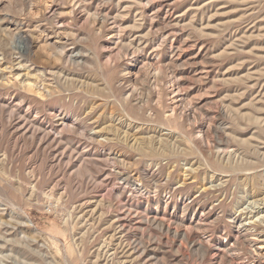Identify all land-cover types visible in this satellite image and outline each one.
<instances>
[{
  "label": "rangeland",
  "instance_id": "374dc122",
  "mask_svg": "<svg viewBox=\"0 0 264 264\" xmlns=\"http://www.w3.org/2000/svg\"><path fill=\"white\" fill-rule=\"evenodd\" d=\"M32 1L0 0L47 71L0 86V264H251L220 243L264 228V0Z\"/></svg>",
  "mask_w": 264,
  "mask_h": 264
},
{
  "label": "bare ground",
  "instance_id": "6f19581e",
  "mask_svg": "<svg viewBox=\"0 0 264 264\" xmlns=\"http://www.w3.org/2000/svg\"><path fill=\"white\" fill-rule=\"evenodd\" d=\"M40 1V0H39ZM43 1V0H42ZM41 1V2H42ZM13 2V1H12ZM15 2V0H14ZM50 1H43V4L45 5H50L49 4ZM15 4V3H14ZM31 10H36L37 6L36 5H40V3L36 4V1H32L29 3ZM10 7H12L13 4H9ZM41 6L42 3H41ZM36 7V8H35ZM49 7V6H48ZM19 8V7H18ZM25 8V7H24ZM39 8V7H38ZM37 8V10H38ZM9 9V7L7 8ZM28 9V8H27ZM29 10V9H28ZM94 15V14H93ZM56 29V28H55ZM66 29V28H65ZM65 29L62 28H58L56 29V32L58 35L62 36L65 35L67 32ZM4 32L9 36V40H8V44L5 45L7 46L6 50L4 49L3 53L0 52V86H6L8 84H10V82H8V75H12L15 77V72L16 75H18L19 73H21L22 71L25 72L22 74H19V76H23L24 79H22L23 81H20V88L23 89V91L25 90L26 93H30V94H42L44 95V93L41 92V90L44 89H39V86L36 85V79L38 78V76L40 75H45L47 71L43 70L42 72L40 70L39 74H37L35 77H33V75H31V72L35 71L36 68H34V66L32 67V65H29V62H27L25 60V56H24V52H22V49L20 48V46H18L20 43L15 41V38H17L19 41L26 43L25 46H27L28 44H30V42L33 41L32 37L30 36V34L27 33H23L21 31L17 32V34H15L13 31L9 30H4ZM66 32V33H65ZM56 35V34H55ZM69 35V34H67ZM2 37V36H1ZM5 38V37H4ZM60 38V37H59ZM5 46V47H6ZM28 48V46H27ZM59 56L61 58L65 57V46L64 45H59ZM28 50V49H27ZM54 52V51H53ZM57 54V52H56ZM80 54V53H79ZM72 56V55H71ZM74 56V55H73ZM79 56V55H78ZM70 57V56H69ZM58 59V58H56ZM59 60V59H58ZM34 73V72H33ZM42 73V74H41ZM52 75V74H51ZM8 76V77H7ZM18 76V77H19ZM45 77V76H44ZM39 80V79H38ZM47 80V79H46ZM13 81V80H10ZM43 82V81H42ZM11 85V84H10ZM9 85V86H10ZM12 87V86H11ZM19 88V87H18ZM48 89V88H47ZM24 91V92H25ZM44 92V91H43ZM46 92V91H45ZM27 93V94H28ZM48 94V91L46 92ZM45 93V94H46ZM50 93V91H49ZM29 94V95H30ZM64 95V94H63ZM17 107V106H16ZM12 109V108H11ZM11 114V113H10ZM26 120V119H25ZM27 122V121H26ZM256 122V121H255ZM38 125V124H37ZM64 127V126H63ZM47 132V131H46ZM52 132V131H51ZM142 144V143H140ZM147 144V143H146ZM166 144V143H165ZM144 146V145H143ZM148 146V144H147ZM150 147V146H149ZM148 147V151L152 154H155V151L153 149L150 148L149 150ZM217 148H220L219 146ZM244 150V149H243ZM252 152V151H251ZM264 153V152H263ZM149 154V153H148ZM158 155V153H156ZM160 154V153H159ZM250 154V153H249ZM246 159V158H244ZM249 161V160H248ZM255 162V161H254ZM80 169V168H79ZM249 171V170H248ZM251 171V170H250ZM246 172V171H245ZM247 173V172H246ZM239 174V173H238ZM233 175V174H232ZM235 175V174H234ZM240 175V174H239ZM254 178V177H253ZM257 180V179H256ZM264 181V180H263ZM255 182V181H254ZM194 183V182H193ZM253 184V183H252ZM264 184V183H263ZM257 185V184H256ZM178 188V187H177ZM256 188V187H255ZM254 188V189H255ZM205 190V189H204ZM135 192V191H134ZM143 195V194H142ZM186 197V196H185ZM192 198V197H191ZM164 200V199H163ZM158 201V200H157ZM262 202V201H261ZM160 203V202H159ZM264 203V201H263ZM187 204L185 206L188 207ZM187 207L185 209H187ZM183 208V207H182ZM184 211V210H183ZM189 212V210H187ZM186 213V212H185ZM195 214V213H194ZM196 215V214H195ZM203 215V214H202ZM194 217V216H193ZM234 219V218H233ZM236 219V218H235ZM237 220V219H236ZM25 223H29V218L25 219ZM233 222V220H231ZM246 221V220H245ZM243 220L240 221H234L235 227L237 228V232L239 234V237L241 238L240 241L242 240L244 243L243 244H247V248L245 250L240 249V246H242L238 241V237L236 238V240L233 242H231V238L226 240L225 242L220 243V249L225 253V257L228 258V260L231 259H240L243 255L244 256H249V261L251 264H264V228L261 227L260 225H258V223H250L248 224L247 222H245ZM183 222V221H182ZM231 222V223H232ZM256 222V221H255ZM262 222V221H261ZM148 223V222H147ZM181 225V224H180ZM183 225V224H182ZM160 227L164 228L163 224L159 225ZM234 227V226H233ZM199 228V227H198ZM194 230V229H193ZM234 230V229H233ZM172 232V231H171ZM180 235V233H175V236L178 237ZM200 236V235H199ZM235 237V236H234ZM181 238V237H180ZM213 238V237H212ZM224 238V237H223ZM199 239V238H198ZM197 239V240H198ZM204 239V238H203ZM225 239V238H224ZM179 240V239H178ZM209 240V239H208ZM207 241V240H206ZM241 241V242H242ZM199 242V241H198ZM207 244L205 242V240L200 241L199 243V247L202 251H204V253H207ZM136 252V251H135ZM142 253V252H141ZM244 253V254H243ZM234 261V260H233ZM240 262V261H239Z\"/></svg>",
  "mask_w": 264,
  "mask_h": 264
}]
</instances>
